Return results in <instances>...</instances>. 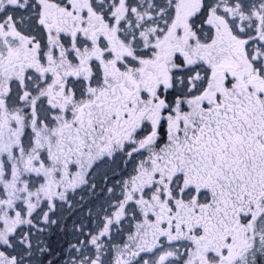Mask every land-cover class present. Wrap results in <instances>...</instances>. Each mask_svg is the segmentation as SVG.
Listing matches in <instances>:
<instances>
[{
	"label": "snow or ice",
	"instance_id": "6c2138e0",
	"mask_svg": "<svg viewBox=\"0 0 264 264\" xmlns=\"http://www.w3.org/2000/svg\"><path fill=\"white\" fill-rule=\"evenodd\" d=\"M0 264H264V0H0Z\"/></svg>",
	"mask_w": 264,
	"mask_h": 264
}]
</instances>
